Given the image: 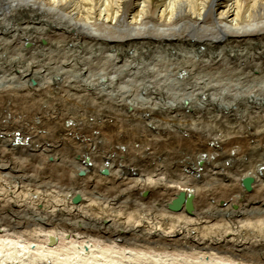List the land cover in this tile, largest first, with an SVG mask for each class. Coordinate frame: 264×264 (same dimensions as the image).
<instances>
[{
	"label": "bare ground",
	"instance_id": "obj_1",
	"mask_svg": "<svg viewBox=\"0 0 264 264\" xmlns=\"http://www.w3.org/2000/svg\"><path fill=\"white\" fill-rule=\"evenodd\" d=\"M0 264H264V0H0Z\"/></svg>",
	"mask_w": 264,
	"mask_h": 264
},
{
	"label": "water",
	"instance_id": "obj_2",
	"mask_svg": "<svg viewBox=\"0 0 264 264\" xmlns=\"http://www.w3.org/2000/svg\"><path fill=\"white\" fill-rule=\"evenodd\" d=\"M44 43H45V42H44ZM33 84H36V83L33 82ZM103 173H104L105 175H109V170L106 169V170L103 171ZM81 175H85V172H84V171L81 172ZM253 182H254L253 179H247V180L245 181V186H246L247 190L250 191V190L252 189V184H253ZM80 201H81V197H80L79 195L76 196L74 202H75V203H79ZM188 209H189V212H190L191 214L194 212L195 207H194V197H193V195H191L190 198H189V200H188Z\"/></svg>",
	"mask_w": 264,
	"mask_h": 264
},
{
	"label": "rangeland",
	"instance_id": "obj_3",
	"mask_svg": "<svg viewBox=\"0 0 264 264\" xmlns=\"http://www.w3.org/2000/svg\"><path fill=\"white\" fill-rule=\"evenodd\" d=\"M44 46H46V45L44 44ZM121 63H122V65H124V64H125V60H122ZM196 82H198V81H196ZM35 83L37 84L36 81H35ZM36 84H35V85H36ZM189 106H190V104H188V107H189ZM131 110H132V109H131ZM208 114H209V113H207V116H208ZM160 122L163 123L162 120H160ZM237 205H240V204H237Z\"/></svg>",
	"mask_w": 264,
	"mask_h": 264
}]
</instances>
